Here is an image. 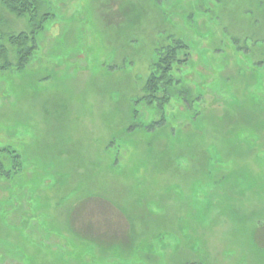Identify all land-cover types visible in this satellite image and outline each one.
Instances as JSON below:
<instances>
[{"label":"rangeland","instance_id":"1","mask_svg":"<svg viewBox=\"0 0 264 264\" xmlns=\"http://www.w3.org/2000/svg\"><path fill=\"white\" fill-rule=\"evenodd\" d=\"M37 1L0 70V264H264V0ZM32 30L0 0L12 63Z\"/></svg>","mask_w":264,"mask_h":264},{"label":"trees","instance_id":"2","mask_svg":"<svg viewBox=\"0 0 264 264\" xmlns=\"http://www.w3.org/2000/svg\"><path fill=\"white\" fill-rule=\"evenodd\" d=\"M5 6L12 13L20 17H29L30 22L34 28L32 32L20 33L19 35H11L9 40L10 44L14 47L16 62L10 61L9 49L0 44V70L22 71L31 64L32 58L36 55L38 50V44L36 42V30L42 27L43 19L40 17V4L37 0H4ZM39 23V27L37 24ZM187 45L184 41H174L171 46L166 47L157 59L155 69L148 81L145 93L147 95V103L155 105V102L159 104L155 108H163L172 100L177 87L183 79L180 77V71L183 64L187 62L181 55L182 51L186 50ZM163 93L162 98H157L159 94ZM21 157L16 154L13 157L15 163L13 168V174L2 173L5 179L14 178L17 175L18 166H22ZM3 167L0 164V169ZM15 173V174H14Z\"/></svg>","mask_w":264,"mask_h":264}]
</instances>
